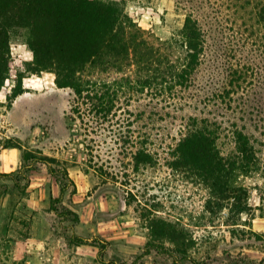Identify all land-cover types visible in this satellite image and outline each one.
<instances>
[{"label": "rangeland", "instance_id": "374dc122", "mask_svg": "<svg viewBox=\"0 0 264 264\" xmlns=\"http://www.w3.org/2000/svg\"><path fill=\"white\" fill-rule=\"evenodd\" d=\"M122 2L127 16L142 29L152 30L162 42L177 36L183 24L185 11L175 0ZM261 2L264 0H202L197 17L204 30V50L191 77L181 87L171 80V88L138 90V77L131 67L125 72L130 81L125 82L135 87L127 90L123 81V88L118 87L122 73L101 75L117 81L109 91L115 92L112 100L120 107L104 117L91 112L89 103L78 108L70 89L56 87L53 72L34 71L24 33L13 34L16 91V80L21 81V88L26 79L33 86L41 80L43 87L32 90L51 89L47 98L34 96L29 101L31 117L36 118L33 108L49 100L56 107L42 137L29 142L20 135L22 138L11 141L26 161L19 169L18 182L14 176L0 178V192L13 187V201L19 202L30 181L27 161L36 162L34 158L43 156L36 152L52 159L55 175L47 170L51 174L46 191L50 193L49 207L40 210H52V205L59 215L54 211L57 223L52 230L35 233L43 234L52 245L60 241L65 249L63 264L128 263L148 248L150 252L137 264H264V210L239 215L235 210L219 209L203 183L184 169L170 166L180 134L193 117H206L208 111L223 114L211 104L219 102L217 96L231 73L229 68L245 66L236 95L243 92V98L247 95L256 106L264 103ZM170 58L175 60L177 53ZM57 88L59 91H52ZM217 120L224 121L219 116ZM220 144L228 150L227 139ZM139 152L150 154L148 163L132 159ZM245 182L252 186L262 183L256 178ZM62 186L63 196L53 197L51 193ZM249 204L253 208L259 204L256 189L250 190ZM74 236L83 241L76 243ZM38 259L35 256L29 263L21 259L18 264H58L55 259L41 263ZM16 260L0 259V264H15Z\"/></svg>", "mask_w": 264, "mask_h": 264}, {"label": "trees", "instance_id": "16d2710c", "mask_svg": "<svg viewBox=\"0 0 264 264\" xmlns=\"http://www.w3.org/2000/svg\"><path fill=\"white\" fill-rule=\"evenodd\" d=\"M201 1L175 0L178 8H184L183 24L177 36L162 42L152 30L142 29L127 16L122 0H0V89L13 69L10 43L18 31L24 33L25 43L32 51L33 70L53 72L56 87L70 89L78 108L89 103L90 111L102 117L120 107L112 100L115 92L109 91L117 81L102 79L101 75L122 73L117 82L122 89L121 82L130 81V75L125 72L134 67L138 90L171 88V80L181 87L198 66L204 50V30L197 17ZM258 18L264 27L263 2ZM174 52L177 58L172 60L170 55ZM242 69L244 65L229 68L231 73L217 96L219 102L211 104L217 111L223 110V114L212 115L208 111L206 117H193L180 134L170 161L172 168L184 169L203 183L216 198L213 203L217 208L235 210L239 215L254 209L264 210V190L261 191L264 188V103L256 106L247 95L243 98V92L236 95L239 82L244 79ZM16 81L19 90L14 85L8 100L22 91L21 81ZM129 83L125 82L124 88L132 90L135 86ZM78 108L74 110L78 112ZM218 116L224 121H218ZM221 139L228 140L227 151L222 149ZM4 145L17 146L10 140ZM35 159L48 163L50 173L54 174L50 166L52 159L46 156ZM132 159L148 163L150 154L139 152ZM249 178L261 179L262 183L246 184L245 179ZM14 182H18V177H14ZM252 188L259 192V204L255 208L249 204ZM64 190L62 186L57 199L63 196ZM50 209L58 214L52 205ZM74 240L79 243L83 238L74 236ZM149 252L148 248L131 262L120 264H137Z\"/></svg>", "mask_w": 264, "mask_h": 264}, {"label": "crops", "instance_id": "0c3cea01", "mask_svg": "<svg viewBox=\"0 0 264 264\" xmlns=\"http://www.w3.org/2000/svg\"><path fill=\"white\" fill-rule=\"evenodd\" d=\"M12 42L13 40L10 43L11 56L15 53ZM16 71L13 65L9 77L5 79L0 89V178L3 177L2 174L18 177L19 169L24 163L20 148L4 145V142L16 140L20 135L24 136L23 139L34 142V138L39 139L44 135L47 124L52 122L51 113L55 114V102L51 103L49 100L46 105L39 106L38 109L33 108L32 114L35 113L36 118L31 117L29 101L34 96L45 99L51 95V89L32 90L35 87H43L41 80L37 86H33L31 80L26 79L21 86V93L12 97L9 105L6 104L11 89L14 87L12 77ZM52 91H59V89H52ZM36 153L45 156L41 152ZM36 164H38V169H35ZM26 165L29 169L30 181L25 185L20 201L17 203L13 201L15 192L10 186L0 195V259L5 260L10 257L14 261L16 257L15 264H18L21 259H25V262L29 260V263L35 256H38L40 263L55 259L58 264H63L65 249L60 245V241H57V245H52L42 238L43 234L35 233L36 231L49 232L57 223L52 217L53 210H40L49 207L50 193L46 194L47 189L49 192L48 181L51 179V174L47 171L49 164L37 160L36 162L27 161ZM59 191L60 188L58 191L54 190L51 193L52 196H59Z\"/></svg>", "mask_w": 264, "mask_h": 264}]
</instances>
